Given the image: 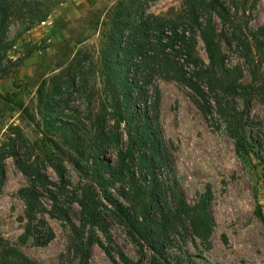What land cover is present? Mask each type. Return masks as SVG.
<instances>
[{
    "label": "rangeland",
    "instance_id": "1",
    "mask_svg": "<svg viewBox=\"0 0 264 264\" xmlns=\"http://www.w3.org/2000/svg\"><path fill=\"white\" fill-rule=\"evenodd\" d=\"M119 1L131 9L132 20H138L144 12L163 20L188 21L184 0H0V7L7 10L5 17L0 15V31L13 44L0 66V142L14 140L18 157L39 166L55 184L60 183L53 167L57 162L48 161L40 147L63 156L60 159L65 169L66 189L63 192L53 189L58 203H52L41 192L42 207L29 220L20 194L28 186V179L13 157L4 161L5 174L0 186L1 234L39 264H61L74 258L66 219L79 222L76 200L84 181L77 170L81 158L72 146L78 143L77 137L91 130L89 119L94 120L102 103L108 102L99 75L100 57L111 27L110 14ZM214 2L224 9L226 21L210 10L200 9L198 16L201 21L212 16L224 54V67L244 86L230 100L245 112L244 126L253 148L247 156L236 154L213 95L209 94L205 101L182 82L159 75L152 78L148 91L151 97L156 95L159 99L160 126L177 182L190 204L209 195L214 219L208 241L178 229L167 253L171 264H264L263 227L254 213L258 203L264 214V91L258 87L264 83V63L254 52L249 55L245 48L248 30L264 26V0ZM42 20L49 21L47 28H37ZM195 54L208 64L199 36ZM53 93L57 113L44 117L40 98H50ZM106 123L113 126L109 116ZM67 128L75 131L73 140L65 141ZM18 132L23 141H17ZM120 132L124 139L123 125ZM90 153L87 150L83 158ZM115 153L113 147H108L103 157L115 163ZM102 216L113 243L108 245L105 236L96 230L102 242L122 251L134 264H148L149 253L130 239L118 219L106 211ZM40 221L53 233L51 240L37 245L33 236H29L20 244L19 236L27 225L46 234L45 227L39 228ZM89 262L124 264L117 256L113 261L96 245L91 248Z\"/></svg>",
    "mask_w": 264,
    "mask_h": 264
},
{
    "label": "trees",
    "instance_id": "2",
    "mask_svg": "<svg viewBox=\"0 0 264 264\" xmlns=\"http://www.w3.org/2000/svg\"><path fill=\"white\" fill-rule=\"evenodd\" d=\"M209 1L184 0L188 13L185 22L163 20L144 12L140 13L138 20H132L131 9L122 1L110 14L111 27L100 57L99 71L108 102L102 103L94 120L89 119L92 121L91 130L77 137L78 143L72 146L81 158L77 170L84 184L80 188V198L76 200L80 211L78 224L66 219L70 224V247L74 258L61 264H90L93 245L101 248L113 261L117 256L124 264H134L119 249L105 245L96 234L98 230L108 245L113 243L104 224L102 215L105 211L118 219L140 249L149 253L148 264H171L167 247L178 229L204 242L210 239L214 219L209 195L192 204L186 201L162 135L158 96L151 97L148 91L152 78L159 75L184 83L202 100L207 101L209 94L213 95L210 98L224 119L236 154L247 156L251 153L253 146L247 138L243 121L245 112L230 100L231 96L239 95V89L244 86L224 67V54L212 16L202 21L198 16V11L203 9L212 11L221 21L227 20L224 9L214 0ZM6 13L7 10L0 7V15L5 17ZM197 36L204 44L208 64L195 54ZM246 42L247 53L254 52L264 63V26L249 29ZM12 46L0 31V66ZM244 57L248 58V54ZM258 87L264 91V83ZM54 95L40 98L44 117L57 113ZM107 116L113 126L107 125ZM65 126L72 124L65 123ZM74 133L72 128H67L65 141L73 140ZM17 135V141H23L20 132ZM108 147L115 149V163L103 157ZM87 150L91 153L83 158ZM16 151L14 140L0 142V186L5 174L4 161L13 157L20 172L28 179V186L20 194L25 201L26 216L32 220L42 207L41 192L56 204L58 198L53 189L61 192L66 189L65 169L60 159L63 156L45 152L40 147L48 161L57 162L53 167L60 183L55 184L39 166L22 160ZM254 213L262 224L264 236V214L258 203ZM40 224L39 228H46V234L27 225L19 236V243L24 244L29 236H33L37 245L47 244L53 233L43 221ZM0 264L39 263L9 244L0 230Z\"/></svg>",
    "mask_w": 264,
    "mask_h": 264
},
{
    "label": "built area",
    "instance_id": "3",
    "mask_svg": "<svg viewBox=\"0 0 264 264\" xmlns=\"http://www.w3.org/2000/svg\"><path fill=\"white\" fill-rule=\"evenodd\" d=\"M49 25V21L48 20H42L38 23L37 28H47Z\"/></svg>",
    "mask_w": 264,
    "mask_h": 264
}]
</instances>
